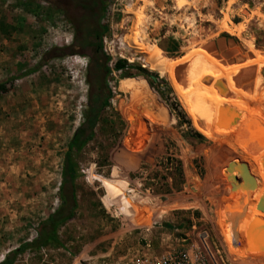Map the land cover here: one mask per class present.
Returning a JSON list of instances; mask_svg holds the SVG:
<instances>
[{
    "label": "rangeland",
    "instance_id": "obj_1",
    "mask_svg": "<svg viewBox=\"0 0 264 264\" xmlns=\"http://www.w3.org/2000/svg\"><path fill=\"white\" fill-rule=\"evenodd\" d=\"M51 2L0 0V22L8 6L11 16L28 18L12 20L20 29L0 25V53L47 62L26 77V69L16 74L12 100L24 105L0 118V260L60 206L62 154L90 95L105 82L111 95L95 134L74 154L81 175L73 215L59 227L58 243L27 248L11 264H126L146 240L155 251L192 242L202 249L204 237L218 264H264V190L255 184L264 148L251 149L240 134L250 130L254 144H264V89L241 94L225 76L264 66V0H106L95 55L110 56L104 78L85 52L63 49L73 29ZM6 31L30 39L3 41ZM218 36L219 47L212 41ZM197 56L204 76L215 79L184 89L176 67ZM118 58L126 62L121 69L114 67ZM191 99L204 116L210 111V125L196 123ZM226 106L245 112L235 125L220 124L234 121ZM219 145L244 159L230 174L238 204L226 207L220 224L227 187L219 169L196 179L190 173L199 152Z\"/></svg>",
    "mask_w": 264,
    "mask_h": 264
},
{
    "label": "trees",
    "instance_id": "obj_2",
    "mask_svg": "<svg viewBox=\"0 0 264 264\" xmlns=\"http://www.w3.org/2000/svg\"><path fill=\"white\" fill-rule=\"evenodd\" d=\"M105 2H103L101 11L103 10L105 6ZM100 17H101V14L98 16V21L100 20ZM100 27L101 25L98 22L96 31H94L95 29L93 30L94 34L97 35V38H98V41H97L98 51L101 50V43H100L101 28ZM87 31L88 33H90L91 28L89 27ZM73 53H76V52H73ZM229 53L230 51L227 52L224 56L229 55ZM103 58L104 59L101 60V58L96 56L91 61L96 63V65L98 66L100 70L99 76H102L104 78L107 73L111 72V67L109 66V64H107L108 60L110 59V56L108 54H105ZM202 61L203 60L201 59L200 63H202ZM125 63L126 62L123 58H118L114 63V67L116 69H121L125 66ZM224 73L225 72H223V70H220L218 75H221L223 77ZM212 79L203 78L200 80L204 84V82L212 80ZM238 88L241 94H244L248 90V89H243L239 86ZM110 95H111V89L107 86L105 82H103V84L100 86V89L98 92H96L93 95H90L88 102H87V109L84 113L83 121L75 128L69 141L66 144V149L64 150L62 154V169H61L62 181L60 184V188H61L60 206L54 211L50 212L43 220H41L38 223V225L35 228L36 235L32 239H30L29 241L20 243L12 251L4 254L3 258L0 260V264L13 263L16 255L24 251L27 248L32 247L35 249H40L45 245H54L59 242L58 236H57L58 229L73 215L74 208L76 207V185L75 184H76L77 177H79L81 174L77 170V164L74 158V154L79 152L81 148L89 140L93 138L95 134L96 125L98 123V120L100 119L101 112L103 108L107 105ZM199 153H203L202 155L201 154L196 155L197 156L196 162L197 164H199V167H198L199 170L198 169L190 170L191 176H193L196 179L195 176L199 174H203L211 170L214 171L216 169H219L222 175V179L227 187V194L224 195V197L222 198L220 205H219V209H218V214H219L218 221L220 224L221 222H223V219L225 217V212H227L226 207H228L229 205L238 204V194L235 191L234 182L230 178V174L236 172L239 168H241L244 159L234 149L226 145H219L216 147H207L206 149H204L203 151ZM251 153L254 154L255 151ZM202 157H204V159ZM213 158H216L218 163L216 162L209 163V160H212ZM194 178L192 179L195 180ZM196 183H197L196 185L198 186L199 185L198 182ZM221 206H225V207L221 209Z\"/></svg>",
    "mask_w": 264,
    "mask_h": 264
},
{
    "label": "bare ground",
    "instance_id": "obj_3",
    "mask_svg": "<svg viewBox=\"0 0 264 264\" xmlns=\"http://www.w3.org/2000/svg\"><path fill=\"white\" fill-rule=\"evenodd\" d=\"M227 26L228 25L225 24L224 28L228 29L229 33H233L232 29H230ZM227 40H229V39H227ZM218 43H219V41H217V47H219ZM262 59H263L262 61H264V55L262 56ZM200 62H201L200 57L197 56L191 62L186 63L185 68L181 64H179L176 67L175 77H176V80L178 81L179 85L182 88L187 89L188 87L193 85L196 81L203 79V78H208V79L211 78L212 79V77H210V75H208V77L204 76L206 74L205 68L203 66V63H200ZM251 73L255 74V75L252 76ZM225 76H228V77L231 76L230 78H232L231 79L232 83L238 85L239 87H241L243 89H257V90L264 89V66L263 65L252 66L251 68H248L245 70H239V71L235 72L234 74H229V75H225ZM234 77H236V78H234ZM190 105L192 106L193 111L197 115L196 120H195L196 123L198 121V123L201 126L211 124L209 121H205V119H207L205 116H206V114L208 115L210 113V111L207 112L204 116V110L201 109L199 105H196L192 99L190 101ZM223 112L225 113V115L229 114L228 118L230 117V113H233V114L236 113V115L234 117V121H232L231 123H229L230 119L229 120L227 119L229 122L228 121L225 122L224 120H220L221 125H230V124L235 125V122L239 118L243 117L244 113H245L243 109H237L235 107H230V106L224 107ZM253 124L251 123V125L249 126L251 129L253 128L252 126H254ZM249 133H251L250 130L240 132L241 136L246 138V140L248 141V143H247L248 147H250L251 149H253L257 152L262 150V148H264V144L259 145V146H258V144L257 145L254 144L256 142L254 139L255 135H252L253 137H250ZM258 135L263 136V134H261V133H259ZM257 138H259V137H257ZM255 184L258 188L264 190V171L261 174H259V176L256 178Z\"/></svg>",
    "mask_w": 264,
    "mask_h": 264
},
{
    "label": "flooded vegetation",
    "instance_id": "obj_4",
    "mask_svg": "<svg viewBox=\"0 0 264 264\" xmlns=\"http://www.w3.org/2000/svg\"><path fill=\"white\" fill-rule=\"evenodd\" d=\"M103 2L105 0H52L51 6L61 11L63 18L69 21L73 29L71 42L63 46L65 51L85 52L91 60L96 57L98 38L94 31L98 26ZM89 27L90 33L87 31Z\"/></svg>",
    "mask_w": 264,
    "mask_h": 264
},
{
    "label": "crops",
    "instance_id": "obj_5",
    "mask_svg": "<svg viewBox=\"0 0 264 264\" xmlns=\"http://www.w3.org/2000/svg\"><path fill=\"white\" fill-rule=\"evenodd\" d=\"M12 5V4H11ZM11 11V7L8 6V10L5 12L6 17H2L1 18V22L0 25L2 24L1 28L2 30H16V29H20L19 27H17V22L15 23V21L13 22L12 20L15 18L17 21L19 20L20 24H23L24 22L28 21V18L25 16H20L19 14L17 15V17L11 16L10 14ZM6 18V19H5ZM29 27V26H28ZM15 32V31H14ZM23 37L20 38V36H17L14 34H10V32L6 31V33H3V41L6 40L7 38H15L17 40H21L23 42V40H27L30 38H27L28 36H26L25 34L22 35ZM34 37V35H33ZM8 40V39H7ZM19 40V41H20ZM20 41V42H21ZM21 42V43H22ZM19 43V42H18ZM20 45V43H19ZM13 51V50H11ZM11 51H7L6 53L2 52L0 53V118H2L3 120H9L10 119V115L6 113V111L2 112V110H6L7 108H21L23 107V103L21 102L23 99L21 100H12V95L13 92H11V88L15 89L13 87H15V82L16 80H20V77H16V74H18L20 71H23V69H26L25 72L23 73V77H26L27 75L37 72L38 68L44 67L45 65H47L46 63L43 64H33L31 63V60L28 58H25L26 60H24L23 58H12L10 57ZM14 71V72H11ZM28 72V73H27ZM11 75L15 76V79L11 82L10 78ZM13 83V85L11 84ZM21 95V94H19ZM24 97V96H23Z\"/></svg>",
    "mask_w": 264,
    "mask_h": 264
},
{
    "label": "built area",
    "instance_id": "obj_6",
    "mask_svg": "<svg viewBox=\"0 0 264 264\" xmlns=\"http://www.w3.org/2000/svg\"><path fill=\"white\" fill-rule=\"evenodd\" d=\"M181 239L186 240L184 237ZM200 240L202 249L192 242L167 246L161 251H155L150 240H146L141 250H136L126 264H218L205 237Z\"/></svg>",
    "mask_w": 264,
    "mask_h": 264
},
{
    "label": "water",
    "instance_id": "obj_7",
    "mask_svg": "<svg viewBox=\"0 0 264 264\" xmlns=\"http://www.w3.org/2000/svg\"><path fill=\"white\" fill-rule=\"evenodd\" d=\"M220 38H221V37L218 36V37L212 39V41H218ZM212 41H211V42H212ZM207 43H208V42H207ZM243 72H244V71H243ZM251 75L254 76L255 74H252V73H251ZM213 159H215V158H213ZM211 161H212V160H211ZM216 162H217V161H216ZM227 166H228V164H227ZM231 177L233 178V175H231ZM262 208L264 209V206H262ZM249 233H250V232H249Z\"/></svg>",
    "mask_w": 264,
    "mask_h": 264
}]
</instances>
